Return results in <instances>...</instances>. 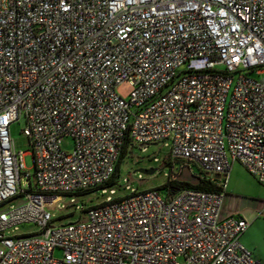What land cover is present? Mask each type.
I'll list each match as a JSON object with an SVG mask.
<instances>
[{"label": "built area", "instance_id": "built-area-1", "mask_svg": "<svg viewBox=\"0 0 264 264\" xmlns=\"http://www.w3.org/2000/svg\"><path fill=\"white\" fill-rule=\"evenodd\" d=\"M20 118L32 175L9 133ZM154 142L172 175L195 165L224 191L238 161L264 185V0H0V205L20 199L0 210V264H264L223 191L131 189L53 224L125 145ZM24 223L37 229L7 235Z\"/></svg>", "mask_w": 264, "mask_h": 264}, {"label": "rangeland", "instance_id": "rangeland-1", "mask_svg": "<svg viewBox=\"0 0 264 264\" xmlns=\"http://www.w3.org/2000/svg\"><path fill=\"white\" fill-rule=\"evenodd\" d=\"M115 89L119 95L127 98L132 87L127 81H124L118 84ZM23 127L24 119L20 118L19 121L11 123L9 133L14 148L26 152L23 161L32 175L34 168L32 155L30 154V144L28 137L23 133ZM72 145L70 138L63 139L65 149L72 148ZM168 153L169 146L164 145L163 142H154L147 145L131 144L120 163L116 183L89 191L65 194L58 207L51 209L53 224L76 222L84 217L86 208L105 201L108 196L111 198L123 197L129 194L131 189L157 188L160 194L165 196L167 190L163 185L168 176L172 177V168L166 163ZM150 169L154 170L151 174L144 173V170ZM174 169H179L178 163H174L173 171ZM189 169L192 174L202 176L197 166L190 165ZM179 173L180 171H177V173L174 171L175 175L173 174V177ZM222 180V178H219L218 182H222ZM127 185L128 188H126ZM110 189L114 191L110 193ZM225 191L228 194L226 201L231 202V207L238 210L239 216L250 220V225L243 233L241 241L246 246L254 247L264 262V185L259 183L242 164L234 161L228 173ZM19 200V198L10 199L0 205V210L15 205ZM36 229L37 226L34 223L19 224L16 229L9 230L7 235L28 233ZM54 255L59 257L61 255L60 250H56Z\"/></svg>", "mask_w": 264, "mask_h": 264}, {"label": "trees", "instance_id": "trees-1", "mask_svg": "<svg viewBox=\"0 0 264 264\" xmlns=\"http://www.w3.org/2000/svg\"><path fill=\"white\" fill-rule=\"evenodd\" d=\"M126 146L127 145L124 146L122 153L120 154V157H119L118 162L115 166L114 173H113L111 179L105 184V186H111L114 183H116L118 173H119L120 163H121L123 157L127 153ZM166 163L169 164L170 167L172 166V163L169 162L168 160H166ZM180 172H181V170H180ZM171 175H172V173H171ZM163 187L167 191H169V194H171L174 191H176L177 189L183 188V187L196 188V189L213 191V192H222L223 191L222 187L218 184V179H215L214 177H207V176L200 177V183L197 185H192L189 182L178 181L177 176L173 177V175H172V177L168 176V179L165 181Z\"/></svg>", "mask_w": 264, "mask_h": 264}, {"label": "water", "instance_id": "water-1", "mask_svg": "<svg viewBox=\"0 0 264 264\" xmlns=\"http://www.w3.org/2000/svg\"><path fill=\"white\" fill-rule=\"evenodd\" d=\"M153 171H154L153 169L144 170V173L151 174ZM215 177L218 178L219 175H215ZM177 180L183 182H189L192 185H197L200 183V177L192 174L188 166L182 167L181 172L177 175Z\"/></svg>", "mask_w": 264, "mask_h": 264}, {"label": "crops", "instance_id": "crops-1", "mask_svg": "<svg viewBox=\"0 0 264 264\" xmlns=\"http://www.w3.org/2000/svg\"><path fill=\"white\" fill-rule=\"evenodd\" d=\"M215 179H219V177L218 178H216V177H214ZM228 199V194L226 193V191L224 190L223 191V204H222V214L223 215H230V214H233V215H239L238 214V210L235 208V207H231V202H229V201H226ZM246 217H248V216H246ZM249 220V219H248ZM250 221V220H249ZM243 235V234H242ZM242 235H241V237H242ZM241 237H240V241H241ZM242 242V241H241ZM242 244L245 246V247H247L243 242H242ZM249 250H251L252 252H253V254L257 257V258H259L260 260H262L261 258H260V255H258V252H257V250L254 248V247H251V246H248L247 247ZM263 261V260H262Z\"/></svg>", "mask_w": 264, "mask_h": 264}]
</instances>
